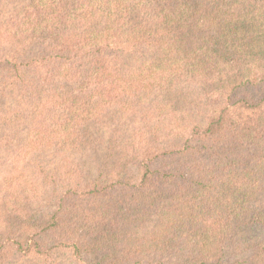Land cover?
<instances>
[{
	"label": "trees",
	"instance_id": "16d2710c",
	"mask_svg": "<svg viewBox=\"0 0 264 264\" xmlns=\"http://www.w3.org/2000/svg\"><path fill=\"white\" fill-rule=\"evenodd\" d=\"M256 90L264 0H0V264H264Z\"/></svg>",
	"mask_w": 264,
	"mask_h": 264
},
{
	"label": "rangeland",
	"instance_id": "374dc122",
	"mask_svg": "<svg viewBox=\"0 0 264 264\" xmlns=\"http://www.w3.org/2000/svg\"><path fill=\"white\" fill-rule=\"evenodd\" d=\"M253 96L256 97H263L264 96V91H251ZM94 136V135H93ZM104 137V135H103ZM101 154V149L98 150V155ZM76 158L77 159H83L86 161L85 163V167L88 170V172L90 173V175H94L95 174V167L93 162H91V160L87 157V156H83L80 153L76 154ZM41 206L39 207V213L36 215L35 220L37 221H45L49 214L51 213V211L54 208V205L52 204V202H48L47 200H43L41 201ZM35 207V206H33ZM35 209V208H34ZM238 235L240 237V239L243 240H258V239H262L264 238V231L258 230L257 228H240L238 230ZM99 255H93L91 256V258H98ZM55 260L57 262V264H79L77 263V261L73 260L71 255L67 252V251H60L57 252L55 255Z\"/></svg>",
	"mask_w": 264,
	"mask_h": 264
}]
</instances>
